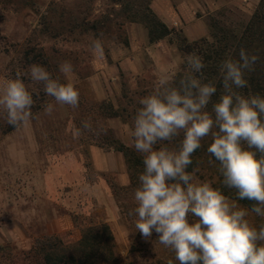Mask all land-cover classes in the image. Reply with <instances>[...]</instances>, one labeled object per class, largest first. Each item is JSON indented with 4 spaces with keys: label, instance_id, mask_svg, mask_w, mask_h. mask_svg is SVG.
Segmentation results:
<instances>
[{
    "label": "rangeland",
    "instance_id": "374dc122",
    "mask_svg": "<svg viewBox=\"0 0 264 264\" xmlns=\"http://www.w3.org/2000/svg\"><path fill=\"white\" fill-rule=\"evenodd\" d=\"M259 1L170 0L184 15L191 41L211 38V17L243 28ZM119 11L113 0H0V82L14 79L18 71L26 72L30 65L25 63V53L33 49L35 54L43 52L53 76H60L62 82L58 65L70 61L71 79L80 92L79 107L72 109L55 104L43 92V85L30 88L35 100L33 119L9 134L4 132L11 125L0 114V264H36L32 253L36 239L57 237L73 245L83 229L100 223L113 231L119 264H168L170 259L178 264L174 253L156 241L155 233L145 240L135 229L136 217L128 214L136 207L134 189H127L130 170L123 154L108 143L113 136L132 147V121H111L100 106L112 103L132 112L158 78L175 76L182 58L174 34L144 53V66L128 72L118 69L110 52L128 44L131 27ZM45 17L52 31H46ZM60 17L64 23H59ZM74 19H109L110 32L73 30L70 22L77 23ZM179 23L171 29L186 35ZM97 39L104 46L102 59L91 50ZM99 71L104 74L97 78ZM22 78L28 83L26 76ZM48 102L55 105L51 115L43 112ZM84 120L102 131L73 138V127H81ZM203 174L196 175L208 181ZM112 183L125 188L118 199ZM249 218L257 227L264 223L255 214Z\"/></svg>",
    "mask_w": 264,
    "mask_h": 264
},
{
    "label": "clouds",
    "instance_id": "9594fccd",
    "mask_svg": "<svg viewBox=\"0 0 264 264\" xmlns=\"http://www.w3.org/2000/svg\"><path fill=\"white\" fill-rule=\"evenodd\" d=\"M91 50L94 57L104 58L101 40H95ZM258 60L243 47L238 59L231 55L223 59L218 66L222 91L213 102L217 86L205 82L203 57L186 54V70L178 84L174 75L160 77L138 101L130 135L143 171L134 190L136 207L128 214L136 217V231L145 240L155 233L156 241L174 253L178 264H264V223L257 227L249 218L255 214L264 220V97L240 91L249 87L246 77ZM58 71L63 82L34 63L14 79L0 82V114L9 125L20 128L33 119L30 88L36 85H43L55 104L79 107L80 92L71 79L73 65L63 61ZM54 110L53 103H45L44 114ZM100 131L84 120L81 127H73L72 136ZM206 137H211L207 153L219 162L221 183L235 190L236 199L200 180L198 169L188 171ZM177 138V145L169 147ZM244 200L251 202L250 208L238 203Z\"/></svg>",
    "mask_w": 264,
    "mask_h": 264
},
{
    "label": "trees",
    "instance_id": "16d2710c",
    "mask_svg": "<svg viewBox=\"0 0 264 264\" xmlns=\"http://www.w3.org/2000/svg\"><path fill=\"white\" fill-rule=\"evenodd\" d=\"M113 1L116 5L120 6L119 12L125 22L141 24L145 27L150 44L158 43L171 38L174 34L176 35V46L182 58L179 69L175 74L177 84L186 70V64L184 62L185 55L196 52L203 57L207 65L203 69L207 78L205 82L213 81L216 83L217 93L212 97V101L215 102L218 100L222 91L221 84L218 82L219 63L228 55H231L234 59H238L239 50L243 47L249 53L257 54L259 60L255 64V70L246 77L249 87L240 91L245 94L249 92L259 93L264 97V0L259 1L255 12L243 28L240 29L235 26L223 24L220 20L211 17L209 24L211 38L203 37L195 41L189 40L182 32H176L174 29L168 27L152 9V0ZM60 18L59 23H64L63 17ZM45 20L46 31H52L50 26L47 25V17H45ZM74 20L77 23L70 22L73 30L83 28L85 32H110L109 22L111 20L109 19L94 21H87L86 19H82L81 21L80 19ZM59 34L60 31L54 35L58 36ZM25 63L26 65L34 63L40 64L52 73L51 65L47 62V58L44 57L43 52L35 54L33 49L27 50L25 53ZM139 106L138 103H135L132 112H130L126 107L116 108L112 103L103 102L100 109H102V112L108 119L121 118L129 122L133 121L136 109ZM211 108L212 103L208 105L207 110L211 111ZM15 129V127L11 126L5 130L4 134H9ZM178 139L174 140L168 146H176ZM210 142L211 137H206L202 141V147L197 149L192 156L193 163L189 166L188 171L198 169L196 174L203 171L213 187L220 188L225 195L236 199L235 190L225 188L221 183L223 178L218 171L219 162L207 153V147ZM108 143L115 151L123 154L128 169L130 170V186L127 189L135 190L138 186V174L143 171L141 155L133 147L127 146L120 139L113 136L108 138ZM210 160L212 163L209 162ZM111 188L116 199H118L120 192L125 189L116 183H112ZM238 203L249 208L251 206V202L247 200L238 201ZM32 250L36 264H119L115 237L111 227L106 223L91 225L83 229L82 237L76 244L66 245L57 237H44L35 240Z\"/></svg>",
    "mask_w": 264,
    "mask_h": 264
},
{
    "label": "crops",
    "instance_id": "0c3cea01",
    "mask_svg": "<svg viewBox=\"0 0 264 264\" xmlns=\"http://www.w3.org/2000/svg\"><path fill=\"white\" fill-rule=\"evenodd\" d=\"M152 9L160 17V19L170 28L178 27L181 24V29L184 30L188 39L191 40L188 26L184 23V15L175 8L170 0H152ZM177 23V26H175ZM128 44L126 46L121 44L119 50H115L114 54L110 52L111 59L116 63L118 69L123 72L128 70H135V67L144 66V53L149 49L159 47L165 40H162L155 44H150L146 29L140 24H131L128 32ZM128 72V71H127ZM104 71H99L97 78L101 77ZM105 95L108 96L107 93ZM103 96V95H102ZM106 96V97H107ZM111 121H117V118H112Z\"/></svg>",
    "mask_w": 264,
    "mask_h": 264
},
{
    "label": "built area",
    "instance_id": "2783aa9c",
    "mask_svg": "<svg viewBox=\"0 0 264 264\" xmlns=\"http://www.w3.org/2000/svg\"><path fill=\"white\" fill-rule=\"evenodd\" d=\"M175 26H177V23H175Z\"/></svg>",
    "mask_w": 264,
    "mask_h": 264
}]
</instances>
